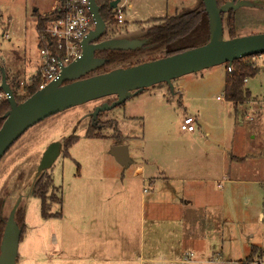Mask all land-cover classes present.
I'll use <instances>...</instances> for the list:
<instances>
[{"label":"rangeland","instance_id":"374dc122","mask_svg":"<svg viewBox=\"0 0 264 264\" xmlns=\"http://www.w3.org/2000/svg\"><path fill=\"white\" fill-rule=\"evenodd\" d=\"M53 1L0 0V68L6 69L7 77L18 74L24 83L41 73L43 56L37 15L51 16L57 6ZM252 1L259 6L234 11L237 37L264 33V0ZM201 3L202 0H121L117 8L118 13L119 9L123 11L124 23L106 22L103 39H148V32L161 25V19L195 10ZM37 8L39 11L34 13ZM10 16L9 36L4 37ZM209 37L206 18L169 48H196L205 45ZM225 37H229L226 26ZM152 46L148 39L141 48L118 52V60L90 75L158 59L170 51L167 46L155 50ZM259 56L250 60L260 64L262 71L247 83L257 99L239 106L238 114L233 103L225 99L224 63L175 79L174 91L166 83L147 88L101 112L98 126L91 124V114L97 107L111 104L116 96L69 108L28 129L0 160V202L5 220L23 197L16 220L25 227L19 246V257L29 256L25 264H53L47 256L55 254L52 250L63 244L66 222L55 216L43 217L41 199L33 195V186L39 179L37 168L48 146L61 141L65 150L70 137L77 138L67 155L63 150L46 171L54 179L47 194L51 213L73 209L81 213L82 207L97 209L102 206L105 192L121 187L123 180L135 200L155 191L174 195V199L194 200L200 207L194 205L196 212L187 211V233H203L205 237L186 247L180 264H264L262 250L251 252L252 246L264 249V54ZM186 116L195 120L193 133L181 129ZM89 132L98 137L88 136ZM117 142L129 147L128 166L118 163L111 153ZM230 155L236 159L230 170L232 176L243 179L224 178L223 170L229 167L225 158ZM139 165L146 166L147 177L170 179L156 186L149 180L143 182L141 176L134 175ZM60 198L61 203H57ZM201 210L206 211L207 218ZM209 214L213 218L208 219ZM149 217L146 214L148 236L152 227ZM172 222L166 218L162 228L168 231ZM69 238L72 254H83L82 228L71 230Z\"/></svg>","mask_w":264,"mask_h":264},{"label":"water","instance_id":"95a60500","mask_svg":"<svg viewBox=\"0 0 264 264\" xmlns=\"http://www.w3.org/2000/svg\"><path fill=\"white\" fill-rule=\"evenodd\" d=\"M120 1H111L110 7L117 8ZM202 1L209 18L210 32L209 41L205 45L129 67L90 75L108 62L106 58L96 56L98 51H129L148 43L145 38L123 37L98 41L106 31L107 23L97 0H90L94 28L81 43L82 55L69 65L62 66L55 80L25 101L18 102L8 82L6 69L1 68L2 88L8 94L10 109L4 114V122L0 128V160L28 129L64 110L96 99L116 96V100L111 104L101 105L91 114L95 122L101 112L125 103L147 88L166 83L174 91L173 81L181 76L224 63L232 65L237 59L264 54V33L226 38L222 17L223 13L236 11L243 6L258 7V3L252 0H229L219 5L218 0ZM63 149L61 141H55L48 146L37 168L36 177L40 178L52 168ZM111 153L121 165L130 164L129 147L126 144L115 145ZM22 198L17 200L5 220L0 243V264H18L23 228L19 226L16 214Z\"/></svg>","mask_w":264,"mask_h":264},{"label":"crops","instance_id":"0c3cea01","mask_svg":"<svg viewBox=\"0 0 264 264\" xmlns=\"http://www.w3.org/2000/svg\"><path fill=\"white\" fill-rule=\"evenodd\" d=\"M36 11L39 9L37 8L34 13ZM37 16L38 23L39 14ZM11 18V16L8 18V25L4 27V37L9 36L8 29L12 21ZM0 20L2 23V16ZM37 36H39L38 28ZM259 66L263 68L260 64ZM253 97L256 98L254 95ZM120 144L124 143H116V145ZM233 157L235 155L225 158L229 167L227 170H223L226 175L224 178L227 180L243 179L236 177L235 174L232 176L230 170L236 162ZM244 158L247 159V156ZM134 175L141 176L143 182L146 180L153 182V186L158 183H167L170 179V177H147L145 165H139ZM101 178L106 180L108 177ZM115 180H118V177H115ZM132 193L122 180L121 187L112 188L109 192H105L101 207L97 209L95 207H82L81 213L75 209L56 213L55 217L66 222V237H62L63 244H58L55 250H52L55 254H48L47 259L54 261L53 264H180L183 262L181 257L182 254L186 253V247H190L192 242L196 243L198 239L205 237L203 233L200 235L187 233L190 217H186V213L187 211H197L194 207V200L174 199L173 197H176L174 195L156 193L155 191L149 196L145 194L139 200H135ZM163 205L167 206L163 208ZM195 206L200 208L198 205ZM200 212L204 213V217L207 218L206 211L201 210ZM146 214L150 216L149 221L152 226L149 236L146 232ZM166 218L173 220L172 227L167 228L168 231L162 228V222ZM210 218H213L211 214L208 215V219ZM195 221L197 220L195 219ZM190 223L193 225L192 222ZM81 228L84 241L83 254L75 256L72 254L70 231ZM107 235L109 241H107ZM28 259L27 254H20L18 261L20 264H25Z\"/></svg>","mask_w":264,"mask_h":264},{"label":"trees","instance_id":"16d2710c","mask_svg":"<svg viewBox=\"0 0 264 264\" xmlns=\"http://www.w3.org/2000/svg\"><path fill=\"white\" fill-rule=\"evenodd\" d=\"M229 0H218L219 5L226 3ZM98 4L101 7V14L104 20L110 24L118 25L119 21L117 18V13L110 7V1L108 0H97ZM201 7L196 8L195 10L188 11L185 13L177 14L175 16L167 17L165 19H161L162 24L150 29L147 34V38L150 39V44H152L153 48L151 49H159L163 46H169L174 44L181 38L186 37L190 33H192L204 20L207 18V22L209 25V18L207 13L204 10V3L202 1ZM203 7V9H202ZM235 12L229 11L227 13H223V23H224V33L225 26L228 31V38L236 37V20H235ZM61 14L58 10L54 11L51 16L42 17L39 15L37 28L41 35V48L46 47L42 40V36L47 35V29L52 21L59 18ZM160 21V19H159ZM48 47L54 46V44H47ZM53 50L56 51V48L53 47ZM165 56L173 55L178 52L185 51V49L173 50L170 49ZM187 50V49H186ZM112 51L110 55H108V62L106 65L114 63L118 60V52L124 53L125 51ZM132 52V51H130ZM121 56V55H120ZM164 56V57H165ZM251 57L237 59L233 62L232 65H227V75L225 78V89L224 95L225 99L229 102H232L235 108V112L239 113V106L249 103L254 99L252 92L247 87V80L256 76L262 71V68L252 62L250 60ZM139 64V63H138ZM132 66V65H131ZM231 66L232 71H229L228 68ZM10 81V85L14 91L15 97L18 102L25 101L27 98L32 96L36 91L39 90L40 82H41V73H37L33 76L29 81L22 83L19 79V75H13L12 77H7ZM10 109V105L7 101L0 102V128L4 122V114ZM92 127V126H91ZM93 128V127H92ZM90 137H98V135H94L93 133H88ZM77 137H70L65 142V153L67 155L68 148L72 146V144L76 141ZM54 180L52 175H47L44 172L40 178L36 181L33 186V195L39 197L42 203V215L45 218L56 216L50 212L52 203H48V190L53 186ZM57 203H61V198L57 201ZM5 227V219L2 217V203L0 202V239L3 235V230ZM25 232V227H23V233ZM22 233V236H23ZM23 238L21 237V241ZM262 250L264 254V249L252 246L251 252L256 249Z\"/></svg>","mask_w":264,"mask_h":264},{"label":"built area","instance_id":"2783aa9c","mask_svg":"<svg viewBox=\"0 0 264 264\" xmlns=\"http://www.w3.org/2000/svg\"><path fill=\"white\" fill-rule=\"evenodd\" d=\"M56 3L57 6L54 10H58L61 16L50 23L47 35L42 36L46 47L41 49L43 63L39 89L55 80L59 76L62 66L69 65L82 55L81 43L95 25L90 11V0H56ZM116 13L119 23H124L123 11L119 9L118 13L117 8ZM49 43H53L54 46L48 47L47 44ZM53 47L56 48V51L53 50ZM257 56L259 55L253 56V58ZM228 70L232 71L231 66ZM7 100L8 94L2 88L0 72V102ZM194 121L192 116H186L183 119L181 129L189 132L194 131Z\"/></svg>","mask_w":264,"mask_h":264},{"label":"flooded vegetation","instance_id":"af4514ba","mask_svg":"<svg viewBox=\"0 0 264 264\" xmlns=\"http://www.w3.org/2000/svg\"><path fill=\"white\" fill-rule=\"evenodd\" d=\"M104 33H105V32H104ZM103 36H104V34L100 37V39H99L98 41L106 40V39H103ZM111 52H112V51H98V52L96 53V56H97V57L106 58V59L108 60V55H110ZM116 52H118V51H116ZM90 117H91V124L94 123V126H98V125H99V120L97 119L95 122H93V120H92V116H90ZM91 126H92V125H91Z\"/></svg>","mask_w":264,"mask_h":264}]
</instances>
